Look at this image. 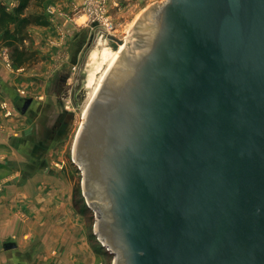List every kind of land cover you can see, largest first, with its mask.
<instances>
[{
    "label": "water",
    "instance_id": "obj_1",
    "mask_svg": "<svg viewBox=\"0 0 264 264\" xmlns=\"http://www.w3.org/2000/svg\"><path fill=\"white\" fill-rule=\"evenodd\" d=\"M139 24L74 144L98 240L114 264H264V0Z\"/></svg>",
    "mask_w": 264,
    "mask_h": 264
},
{
    "label": "crops",
    "instance_id": "obj_2",
    "mask_svg": "<svg viewBox=\"0 0 264 264\" xmlns=\"http://www.w3.org/2000/svg\"><path fill=\"white\" fill-rule=\"evenodd\" d=\"M7 1L0 0V20L1 6ZM82 1L75 0L74 6ZM53 21L47 28L31 29L38 40L37 67L8 68L0 57V100L15 106L18 100H23L19 95L23 89L25 98H30L32 103L26 112L21 111L18 128L11 118L0 113V164L4 166L0 170V264H103L105 261L93 246L96 221L92 228L87 215L76 206L72 172L65 169L62 155L67 151L69 134L61 135L59 130L53 140L43 134L50 127L48 122H43V115L57 92L70 86L76 77L83 52L79 36L90 30L88 25L80 26L66 17L56 16ZM5 31L0 24V50L6 42ZM52 108L56 110V105ZM36 112L37 117L42 115V138L38 125L35 126L36 118L23 116ZM13 132H18L19 139L27 146L24 147L35 154L26 151L17 157L14 142L17 143L18 137L14 140ZM85 204L89 207L88 202Z\"/></svg>",
    "mask_w": 264,
    "mask_h": 264
},
{
    "label": "rangeland",
    "instance_id": "obj_3",
    "mask_svg": "<svg viewBox=\"0 0 264 264\" xmlns=\"http://www.w3.org/2000/svg\"><path fill=\"white\" fill-rule=\"evenodd\" d=\"M22 0H8L3 6H1L2 10H5L8 14L13 15L21 3ZM25 3V8L23 13L19 16L17 20L8 19L6 23H9V29L13 32V36L6 37V42L4 46L0 50V57H2V52L4 50L7 51L8 57L10 58L13 69H18L20 67H24L26 69H30L31 67L38 66L39 56L36 51L37 48V39H35V34L31 32V29L34 28H47L51 24L55 23L53 19L57 17L59 18H68L73 21H77L76 23L81 25H85V18L82 17L81 20L77 18L75 15V0H23ZM77 1V0H76ZM168 0H127L123 1L118 6L112 5L110 8V14L117 25L116 31L113 33L114 38L121 40L122 42L130 36L129 43L127 44L126 50L132 48L135 45V38L133 37V31H139L140 21L148 15L153 6H162ZM153 5V6H152ZM52 19V20H51ZM9 20H11L9 22ZM87 25V24H86ZM89 26V25H88ZM88 28V27H87ZM21 29L20 32L14 33L15 31ZM89 30L86 34H82L79 36L81 47L83 48L82 59L80 61V66L78 67L76 74L72 80V84L65 89L57 92L52 98L51 107H49L44 116L43 122H48L50 127L44 131L43 134L45 136L50 137L51 140L55 137V134L60 130L61 135L68 133L67 138V151L62 155L65 162V169L68 172L69 170L72 172V180L75 186L74 195L76 203H85L88 202L86 195H84V179L82 173V167L80 164H76V157L74 153V144L79 135L80 128L84 123V111L90 103V98L95 92L97 88V84L101 76L104 74L110 63L113 61V57L109 58L107 61H102V46L100 45L101 39L104 41L107 40L108 46L111 49L117 50L119 44L116 40H110L108 37H103L101 35H95L91 26H89ZM102 39V40H103ZM118 45L115 47V45ZM23 52V54H21ZM24 54L27 57L24 56ZM23 55L19 60V56ZM3 59V57H2ZM4 60V59H3ZM21 61V62H20ZM5 62V61H4ZM18 65V66H17ZM11 70V69H10ZM21 71V70H20ZM72 75H74L72 73ZM93 78V79H92ZM73 87V89H72ZM58 89V88H57ZM23 89H20V91ZM19 91V92H20ZM70 91V99L71 102L76 104H72L71 110L66 109L67 103L64 101L65 94H68ZM84 93V94H83ZM83 94V95H82ZM23 100H18L15 106H12L6 100H0V113L4 115L6 118H11L13 123L19 127L20 117L22 115V107L24 105L25 100H31L30 98L26 99V95L19 94ZM35 97H33L34 99ZM8 103V106L11 108L12 114L7 117L2 111V105ZM35 105V103H34ZM53 105H56V110L52 108ZM18 108L16 109V107ZM23 116H33L36 118L35 126L38 125V132L42 138V118L41 116L37 117V112L35 114L26 113ZM46 132V133H45ZM14 140L18 137L17 143L14 142V146H16V155L17 157H22L23 152L32 151L30 149H26L27 147L24 143L21 142L20 137L18 136V132L12 133ZM25 146V147H24ZM42 148V147H41ZM39 148V149H41ZM33 154L34 150L32 151ZM38 153V152H37ZM43 153V151H41ZM1 154V151H0ZM21 165V164H20ZM22 166V165H21ZM23 169V168H22ZM83 199V200H82ZM90 207V202H88ZM89 211V217L92 215L96 221V214L91 205ZM89 223L92 225L93 220L89 219ZM94 227V224L92 225ZM95 239L93 238L92 241ZM103 245L101 241L98 240V237L94 241L98 245ZM104 246V245H103ZM99 249L100 247L97 246ZM106 260L103 264H114L115 256L106 255Z\"/></svg>",
    "mask_w": 264,
    "mask_h": 264
},
{
    "label": "built area",
    "instance_id": "obj_4",
    "mask_svg": "<svg viewBox=\"0 0 264 264\" xmlns=\"http://www.w3.org/2000/svg\"><path fill=\"white\" fill-rule=\"evenodd\" d=\"M123 1L127 0H83L80 5L75 7V15L77 18L84 17L85 24L91 26L95 32L94 34L105 38L112 35L117 29V25L110 14V8H112V5L118 6ZM1 56L5 61V65L11 68L12 64L7 51L4 50ZM20 93L24 95L25 91L21 90ZM69 94V91L68 94H65L64 101L67 103L66 109L71 110L72 104L74 105L76 102H71ZM2 111L7 117L12 114L11 108L7 103L2 105Z\"/></svg>",
    "mask_w": 264,
    "mask_h": 264
},
{
    "label": "trees",
    "instance_id": "obj_5",
    "mask_svg": "<svg viewBox=\"0 0 264 264\" xmlns=\"http://www.w3.org/2000/svg\"><path fill=\"white\" fill-rule=\"evenodd\" d=\"M24 8H25V3H24V1L22 0L21 1V3L19 4V7L17 8V9H15L16 10V12L12 15L11 14V16H10V14H8L5 10H2V18H1V20H0V24H1V26H3L4 28H6V31H5V34H6V37H8V36H13V35H15V34H13L12 32V30L11 29H9V23H6V21L8 20V19H12V20H17L18 18H19V16L23 13V11H24ZM11 20H9V22H10ZM21 31V29H19V30H17V31H15L14 33H17V32H20ZM21 54H23V52H21ZM26 55H28V54H24V56L25 57H27ZM22 56L23 55H20L19 56V60L22 58ZM21 62V61H20ZM18 66V65H17ZM2 169H4V166L3 165H1L0 164V170H2ZM83 200V199H82ZM76 203V202H75ZM76 206H78V209H79V211H81L84 215H87V217H89V211H91L90 210V208L85 204L84 205V203H76ZM88 212V213H87ZM92 218L93 219H91V215H90V220H91V222H92V220H93V223H92V225L94 224V222H95V218H94V216L92 215ZM91 224H90V226H92ZM92 228H93V226H92ZM95 239L96 240V238H97V236L95 235V234H93L92 233V239ZM94 240V241H95ZM94 241H93V246H94V249H95V251H96V253L97 254H100V255H102L104 258H105V256L106 255H110V252L107 250V248L105 247V246H103V245H100L97 241V243H98V245L96 244V243H94ZM97 246H99L100 248L98 249L97 248ZM112 255V254H111ZM105 260H106V258H105Z\"/></svg>",
    "mask_w": 264,
    "mask_h": 264
},
{
    "label": "bare ground",
    "instance_id": "obj_6",
    "mask_svg": "<svg viewBox=\"0 0 264 264\" xmlns=\"http://www.w3.org/2000/svg\"><path fill=\"white\" fill-rule=\"evenodd\" d=\"M113 35V34H112ZM110 35V36H112ZM108 36V37H110ZM132 36V35H130ZM130 36H128L127 39H125L117 48V50H113L111 48H109L108 46V42L107 40L104 41V39L102 40L101 39V42H100V45L102 46V50H101V54H102V61H107L109 58L113 57V54H114V58H113V61L110 63V65L108 66V68L106 69V71L104 72V74L101 76V78L99 79L98 81V84H97V88L95 90V92L93 93V95L91 96L90 98V103L89 105H87L85 111H84V115L83 117L85 116L86 112H87V109H89V106L92 104V100L96 97V95L98 94V91L99 89L101 88V84L103 82V80L105 79L106 75H107V72L109 71V69L113 66L114 62L118 59V57L120 56V53L124 51L125 48H127V44L130 42L129 39L131 38ZM93 79V78H92ZM84 94V93H83ZM82 94V95H83ZM85 118V117H84Z\"/></svg>",
    "mask_w": 264,
    "mask_h": 264
}]
</instances>
